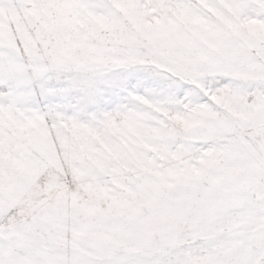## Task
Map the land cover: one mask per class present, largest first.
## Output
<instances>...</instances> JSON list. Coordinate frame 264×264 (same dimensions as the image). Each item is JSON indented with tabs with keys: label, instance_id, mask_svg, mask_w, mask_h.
Returning <instances> with one entry per match:
<instances>
[{
	"label": "snow or ice",
	"instance_id": "snow-or-ice-1",
	"mask_svg": "<svg viewBox=\"0 0 264 264\" xmlns=\"http://www.w3.org/2000/svg\"><path fill=\"white\" fill-rule=\"evenodd\" d=\"M0 264H264V0H0Z\"/></svg>",
	"mask_w": 264,
	"mask_h": 264
}]
</instances>
